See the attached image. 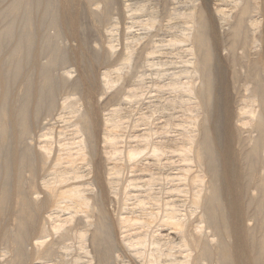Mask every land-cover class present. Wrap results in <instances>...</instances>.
<instances>
[{
    "label": "bare ground",
    "instance_id": "bare-ground-1",
    "mask_svg": "<svg viewBox=\"0 0 264 264\" xmlns=\"http://www.w3.org/2000/svg\"><path fill=\"white\" fill-rule=\"evenodd\" d=\"M139 1L0 0V264H114L116 231L124 264H264V0ZM136 10L117 36L116 16ZM169 62L152 85L188 125L137 139L149 184L168 185L120 196L124 157L149 169L148 148L121 147L125 119L108 104L139 95L124 92L132 69ZM114 200L146 215L111 218Z\"/></svg>",
    "mask_w": 264,
    "mask_h": 264
},
{
    "label": "rangeland",
    "instance_id": "rangeland-1",
    "mask_svg": "<svg viewBox=\"0 0 264 264\" xmlns=\"http://www.w3.org/2000/svg\"><path fill=\"white\" fill-rule=\"evenodd\" d=\"M141 1H143V0H141ZM141 1H139V2H141ZM180 3H178V5H182L181 7L182 8H186L187 6L186 5H189L188 4V2H189V0H181V1H179ZM140 4V3H139ZM137 4H135L134 6H136ZM140 6V5H139ZM183 6H185V7H183ZM137 11V12H136ZM136 11H133V12H135V13H132V11H131V13L132 14H135V16L136 17H133V19L128 15V14H120V15H117L116 17H117V22H119L118 23V27H119V31L117 30V33H118V35L117 36H120V35H122V30H125L126 29V26L127 25H131L132 24V22H134V20L135 21H138V20H140L142 17H140V11L139 10H136ZM130 14V13H129ZM121 16H123V17H121ZM125 16V17H124ZM133 16V15H132ZM119 18V19H118ZM130 18V19H129ZM133 20V21H132ZM128 23V24H127ZM142 26H141V24L140 23H137V22H135L134 23V26H133V31L136 33H140L141 31H142ZM139 30V31H138ZM124 39V38H123ZM121 40H122V36H121ZM120 40V43L122 42ZM120 46H121V44H119L118 46H117V48L119 49L120 48ZM52 47H54V46H52ZM52 50L54 51V48H52ZM52 51V52H53ZM172 58V57H171ZM166 59V58H165ZM164 59V60H165ZM172 59H176V58H172ZM156 60H158V59H156ZM177 60V59H176ZM172 61V60H171ZM168 65H170V62L167 64V66H165V65H163V66H161L160 67V65H156V66H154V67H152V68H150V69H148L147 70V76L145 77L144 76V66H139L137 69H132L130 72H129V74L131 75L130 77H131V82H132V84H134V85H132L130 82H124V85H125V89H124V92H127V93H130V92H128L130 89H133V88H135V91H136V94H139L138 96H136V95H133V97H130L128 100H117L116 102H118L117 104H116V102H109V108H114V107H120L119 109H121L120 110V114L123 116V119H125L126 120V122H125V120H123L124 121V130L122 129V132H121V140L123 141V142H121L120 144H121V147H122V145H123V147H126V143H127V145L129 146V145H133V146H135V145H139V147L140 148H144L145 146H143V144H141V142H138L137 141V139H138V136L139 135H141V134H147L146 136L148 137V134L150 133L151 135H150V137L151 138H153V139H157V140H160V139H162L163 137V139H165L166 140V137H168L167 138V140H170V139H174L175 137H176V135L178 134V132L181 130V129H183L184 128V126H186V125H188V122H184V116H183V112L181 111V108L180 107H176V105H175V107H174V104L171 102L174 98H176V96L174 95L175 93H173V92H171L170 90L168 91V89H164V88H162V89H164L163 91H161V90H159L158 91V88H157V86L155 85V87L153 86L156 82H158V83H160V84H162V82H163V79L164 78H166V76H164L163 77V75L161 76V77H159V75H156L157 74V70L159 71V72H161V70L163 69V70H165V71H167L166 69H167V67H168ZM177 65H180V64H177ZM115 69L116 68V65H112V66H108L107 68L108 69H112V70H114L113 68ZM160 67V68H159ZM164 67V68H163ZM166 68V69H165ZM104 69H106V68H104ZM103 69V70H104ZM170 69V68H169ZM163 70H162V72H163ZM164 71V72H165ZM171 71V70H170ZM153 72V73H152ZM163 72V73H164ZM138 73V74H137ZM141 73V74H140ZM76 74V72L74 71L73 72V76ZM140 76V75H142L141 77L142 78H140V80L142 81V82H144V83H142L141 81V84H139L138 83V81H134L133 80V76H135V78H137L136 76ZM150 75V76H149ZM153 75V76H152ZM166 75V74H165ZM112 76L113 77H116V72H114L113 71V73H112ZM145 77V78H144ZM150 77V78H149ZM153 77V78H152ZM144 79V80H143ZM146 79V80H145ZM156 79V80H155ZM160 79V80H159ZM162 80V81H161ZM165 80V79H164ZM149 81V82H148ZM122 82V83H121ZM121 82H119L120 84H123V81H121ZM137 82V83H136ZM147 82V83H146ZM155 82V83H154ZM126 83V84H125ZM127 84H129V85H127ZM150 84V85H149ZM153 84V85H152ZM138 85V86H137ZM142 85V86H141ZM145 86H146V88H145ZM152 86H153V88H152ZM142 87V88H141ZM148 88V89H147ZM157 88V89H156ZM12 89H15V87H12ZM146 89V90H145ZM156 89V90H155ZM139 90V91H138ZM149 90V91H148ZM66 91V92H65ZM64 92L65 93H67V95L68 94H70L71 93V90L70 89H66ZM137 91H138V93H137ZM142 94V95H141ZM65 95V94H64ZM177 95V94H176ZM132 99V100H131ZM171 99V100H170ZM169 100V101H168ZM123 102V103H122ZM166 102V103H165ZM167 102H169V103H167ZM171 102V103H170ZM168 104V105H167ZM173 104V105H172ZM112 105H113V107H112ZM116 105V106H115ZM118 105V106H117ZM172 106V107H171ZM154 107V108H153ZM107 108H108V106H107ZM175 109V110H174ZM153 110V111H152ZM179 110V111H178ZM148 112V113H147ZM151 112H152V114H151ZM174 112V113H173ZM180 115H182V117L180 116ZM147 116H148V118H147ZM150 118V119H149ZM183 118V119H182ZM152 122H153V124H152ZM164 125H167V126H164ZM127 126V127H126ZM156 126V127H155ZM159 126V127H158ZM163 126V127H162ZM150 127V128H149ZM161 127H162V129H161ZM167 127V128H166ZM151 128H153V130H151ZM163 128H165V129H167V130H165V131H162L163 130ZM157 129V130H156ZM161 129V130H160ZM158 130H160V132L158 131ZM145 131H146V133H145ZM153 131H154V133L156 134H158L157 136H154L155 134L153 133ZM167 131V132H166ZM143 132V133H142ZM166 132V133H165ZM161 133H163V134H161ZM166 136H165V135ZM161 135V136H160ZM163 135V136H162ZM137 136V137H136ZM161 138H160V137ZM160 138V139H159ZM162 139V140H163ZM172 142V141H171ZM168 144V146L169 147H167L166 148V151H165V154H164V156L162 157L163 158V160H164V162H165V160L167 159L169 162H171V164H172V166H173V168L174 167H176V165H181V164H183V162H182V159H181V157H180V155L177 153V152H174V151H172V150H174V143L172 142V143H170V141L167 143ZM137 145V146H138ZM171 145V146H170ZM120 146V145H119ZM142 146V147H141ZM145 148H148V149H145ZM144 149L146 150V152L144 151V153L141 155V156H139V158L141 159V160H143V163H144V165H146V164H148L149 165V167H150V161H151V157H152V155L150 154V152L148 151L149 150V146L148 147H145ZM138 158V159H139ZM166 160V161H167ZM147 162V163H146ZM163 162V161H162ZM124 163V164H123ZM123 163H122V165H123V171H122V173H121V176H120V178H119V189H120V196H122L123 195V189H127L128 191H131L130 192V194H136V193H140V194H145L144 193V191L146 192V193H148L149 192V190H150V188H151V190H153V188L154 187H156V188H154V189H156L155 191H152V192H154V193H164V191H165V188H163V187H165V185L167 186L168 184H167V182L166 181H163V180H159V179H157L156 180V182H155V184L153 185V188H152V184H149V180H150V176H151V167L149 168V169H140V170H138V169H132L131 168V166H129L127 163H125V157H124V159H123ZM175 165V166H174ZM125 167V168H124ZM130 168H131V170H130ZM153 168H155V166H153L152 167V169ZM167 166H165L164 167V169L163 170H161V171H163V172H161L160 171V169H153V172H155V176H157L158 178H159V176H160V173H161V176L163 177L166 173H165V171L167 170ZM130 170V171H129ZM132 170H134V173H133V171ZM144 172H143V171ZM131 171H132V173H131ZM135 171H137V172H135ZM141 171V172H140ZM160 171V172H159ZM171 171V170H170ZM167 172V171H166ZM163 174V175H162ZM137 175V176H136ZM129 177H131L130 179H129ZM133 177V178H132ZM129 179V180H128ZM132 179V183L133 184H131V182H130V184H129V182H127V181H130ZM135 179V181H133ZM79 182H81V180L79 181ZM136 183V184H135ZM126 184H127V186H126ZM131 187H130V186ZM133 185V186H132ZM135 185V186H134ZM124 187V188H123ZM128 187H130V189L128 188ZM162 187V188H161ZM158 189H160L158 192H157V190ZM151 190H150V193H151ZM164 190V191H163ZM121 193H122V195H121ZM134 194V195H135ZM40 196H42V194L40 195ZM117 200V199H116ZM116 200H114V202L113 203H110V201H107L103 206H104V208H103V206H101L102 208V210H104V212H106L105 214L108 216H110L111 218H114V216L116 217V215H119V214H117V213H120V209H122L124 206L123 205H121L120 203H119V201H117L116 202ZM108 202L110 203V205H108ZM114 203H116V205H117V207H116V205L114 204ZM112 204H114V206L112 205ZM106 205H107V207H106ZM133 206H131V204H130V207H134V204H132ZM108 206H109V208H108ZM112 206H113V208H112ZM149 207H150V205H148ZM128 207H129V204H127L126 205V207H124V211H126V210H131L132 208H130L129 207V209H128ZM148 207V208H149ZM107 210H106V209ZM126 208V209H125ZM135 208V207H134ZM133 208V210H134V212H136V213H134L133 212V210L132 211H126L125 213H127V214H133V215H137V213H142L141 211H143V213L145 214V212H144V210H140V208L139 207H137L136 209H134ZM116 209V210H115ZM137 209H138V211H137ZM148 210V209H147ZM149 210H150V208H149ZM123 211V210H122ZM122 211H121V213H122ZM123 211V212H124ZM151 211V210H150ZM111 212V213H110ZM115 212V213H114ZM113 213V214H112ZM63 214V213H62ZM113 215V217H112V215ZM144 214H142V216L143 217H145V215ZM154 222V221H153ZM154 225V223H152V226ZM155 226V225H154ZM153 226V227H154ZM151 230H149V231H151L152 232V230H155V227L154 228H150ZM134 232H135V230H134ZM136 232H137V230H136ZM151 232H149L147 235L148 236H146L147 237V239L150 241V240H152V238L151 239H149L150 237H151ZM119 233L116 231L114 234H113V237H114V239L115 240H117L118 242H119V240H118V235ZM118 235V236H117ZM118 242H116V245H115V248H114V252H116L117 254H119V256H117V257H119V261L117 260L116 261V259H115V261L116 262H114V264H124V261H126L127 263L129 262V261H131L132 260V258H131V252H129L128 251V249L126 248V247H124L123 245V247L121 246V243L119 242V244H118ZM74 244L72 245L73 247H72V249H74V250H71V252H73L74 251V253L73 254H77L76 253V249L78 248H76L75 249V247L76 246H78V243L75 241V242H73ZM151 247V246H150ZM125 248V249H124ZM116 250V251H115ZM126 251V252H125ZM77 252H78V254L80 253L78 250H77ZM113 252V255H115V257H116V253H114ZM120 255H121V257H120ZM82 256V258L84 259V261L87 263V260L89 259L88 257H85L84 255H81ZM91 256V255H90ZM81 258V260L83 261V259ZM88 258V259H87ZM121 258H122V261H123V263H122V261H121ZM87 259V260H86ZM91 259V258H90ZM83 261V264L85 263ZM93 262H95V260L93 261ZM92 262V263H93ZM120 262V263H119ZM89 264H91V263H89Z\"/></svg>",
    "mask_w": 264,
    "mask_h": 264
}]
</instances>
